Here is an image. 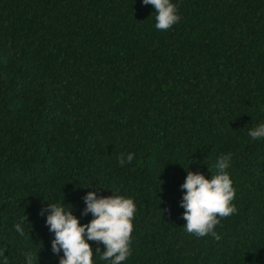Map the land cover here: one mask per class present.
Listing matches in <instances>:
<instances>
[{
  "label": "trees",
  "instance_id": "trees-1",
  "mask_svg": "<svg viewBox=\"0 0 264 264\" xmlns=\"http://www.w3.org/2000/svg\"><path fill=\"white\" fill-rule=\"evenodd\" d=\"M171 2L161 31L143 0H0V264H60L42 210L87 224L93 191L136 205L122 264H264V0ZM229 153L236 213L188 233V172Z\"/></svg>",
  "mask_w": 264,
  "mask_h": 264
},
{
  "label": "clouds",
  "instance_id": "clouds-1",
  "mask_svg": "<svg viewBox=\"0 0 264 264\" xmlns=\"http://www.w3.org/2000/svg\"><path fill=\"white\" fill-rule=\"evenodd\" d=\"M144 5H152L156 10V24L158 30L166 31L177 24L181 17L177 14V6L171 0H143ZM253 140L264 138V124L252 129L248 133ZM134 153L119 157V163L131 164ZM231 153L221 156L212 167V175L206 178L202 173L188 172L185 182L181 186L185 190L180 206L185 210L182 218L186 221L184 228L188 233L199 237L211 234L216 240L221 237L214 231L220 223L219 218H226L237 209L232 201L235 199V189L229 173ZM215 168V172L212 171ZM86 204L82 215L89 213L94 217L89 223L81 225L80 219L73 211H65L64 207L48 205L49 211L46 224L50 232L54 233L52 241L53 253L59 255L63 251L60 264H93L94 249L89 241L96 243V252L100 258L111 261V264H122L131 254L133 232V217L136 205L131 198L112 195L98 196L95 191L85 197ZM28 219V217H26ZM15 230L24 235L21 224L15 225ZM100 245L104 250L100 251ZM27 264H32L33 254H26ZM5 264L7 261L5 260Z\"/></svg>",
  "mask_w": 264,
  "mask_h": 264
}]
</instances>
